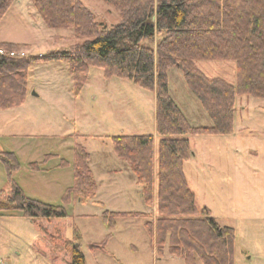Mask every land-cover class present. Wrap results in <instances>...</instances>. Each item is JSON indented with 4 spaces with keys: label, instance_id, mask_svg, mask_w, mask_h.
<instances>
[{
    "label": "trees",
    "instance_id": "16d2710c",
    "mask_svg": "<svg viewBox=\"0 0 264 264\" xmlns=\"http://www.w3.org/2000/svg\"><path fill=\"white\" fill-rule=\"evenodd\" d=\"M14 1L0 0V19ZM31 1L48 27L70 28L76 39L83 40L48 53L18 57L0 54V108L25 102L30 69L38 61H67L76 94L88 80L91 66L102 68L107 78L119 76L153 91L159 136L157 160L154 134H119L111 139L115 154L136 175L148 206L154 205L157 192L155 221L150 212L105 210L104 222L113 227L119 218L146 217L145 226L151 234L155 226L159 253L168 243L169 252L183 258L186 264H235V228L221 225L207 206H198L184 164L193 154L190 134L234 131L237 95L248 93L264 98V0H105L121 15L111 27L97 21L82 0ZM1 47L11 50L20 44L0 41ZM199 58L235 60L237 82L208 76L196 64ZM171 67L182 70L213 125L196 126L188 120L170 93ZM51 155L31 162V167L44 168L42 165ZM0 160L11 178L20 166L16 154L1 150ZM90 160L85 145L75 142L74 178L66 200L72 195L81 201L95 198L98 186ZM68 164L66 158L59 163ZM10 207L22 211L42 230V241L34 245L53 264H85L80 233L76 231L71 239L64 235L68 222L64 219L69 217L64 205L28 196L11 178L7 202H0V209ZM110 234L91 247L104 248Z\"/></svg>",
    "mask_w": 264,
    "mask_h": 264
},
{
    "label": "rangeland",
    "instance_id": "374dc122",
    "mask_svg": "<svg viewBox=\"0 0 264 264\" xmlns=\"http://www.w3.org/2000/svg\"><path fill=\"white\" fill-rule=\"evenodd\" d=\"M82 1L95 13L97 21L109 27L121 19L119 10L105 0ZM28 3L37 13L31 0H15L0 19V41H29L32 44L19 43L17 48L29 55L69 48L83 40L76 39L70 28L48 27L41 16L37 17L38 13L30 14ZM195 61L208 76L237 82L235 60L199 58ZM30 70L28 91L31 95L26 104L0 108V151H14L20 162L11 178L28 196L66 207L69 217L64 219L68 221L64 235L71 239L76 231L80 233L85 264H186L178 256L168 263L155 259L158 250L155 224L151 234L145 226L148 218H119L113 227L103 219L107 208L123 211L148 208L141 197L136 202L114 199L111 196L114 190L125 186L131 189L136 184L124 173L109 176L100 170L98 163L106 161L102 158V143L114 150L108 135L158 136L155 93L119 76L107 78L102 68L91 66L88 80L76 94L73 75L65 60L38 61ZM168 77L170 93L184 111L197 118L199 126L213 125L186 83L182 70L171 67ZM200 108L204 110V121ZM192 123L198 124L194 120ZM48 133L59 136H54V140L40 135ZM69 133L78 135L77 142L92 153L90 166L99 196L96 193L95 198L87 201L75 195L69 200L65 198L74 178V150L70 146L75 139H70ZM189 139L193 154L185 169L198 206H207L221 225L235 228V264H264V98L248 93L237 95L232 133L190 134ZM47 154L52 155L42 165L44 168L31 167V162L42 161ZM60 157L70 159V163L60 166ZM11 178L0 160V202H7ZM150 214L155 221L157 211L155 216ZM108 234L104 248L91 247ZM42 235L38 225L19 209H0L1 264H53L34 245L37 240L42 241ZM168 248L166 243L163 253H170Z\"/></svg>",
    "mask_w": 264,
    "mask_h": 264
},
{
    "label": "crops",
    "instance_id": "0c3cea01",
    "mask_svg": "<svg viewBox=\"0 0 264 264\" xmlns=\"http://www.w3.org/2000/svg\"><path fill=\"white\" fill-rule=\"evenodd\" d=\"M28 8H30V10H32V6H31L30 3H28ZM35 13L36 12L33 11V10L30 11V14L33 15V16H34ZM39 16L40 15L38 13L37 14V17L39 18ZM48 34L51 35L50 32ZM3 41L4 42H15V43H21V44H32L29 41H19V40H3ZM40 53H42V52H40ZM30 72H31V70H30ZM30 95H31L30 94V91H28V94H27V97H26V102L29 100ZM26 102L22 106H24L26 104ZM176 102L178 103L177 100H176ZM178 104H179V106L181 107V109L183 110V112L185 113V115L187 116L188 120L191 123H192V120L196 121L197 123L199 122L197 118H194L193 116L188 115L187 112L184 111V109L182 108V106H181L180 103H178ZM200 111H202L201 120L204 121V110L201 109ZM199 124L200 123L196 124V126H199ZM155 133H156V130H155ZM70 134H72V133H69L67 136L68 137H71L70 139H72V140H73L72 137H74V139H75V141H73L72 144H71V146H70L74 150V144H75V142L78 141V139H79L78 137L79 136L78 135L72 136L73 134L72 135H70ZM40 135H45L44 137H46L47 139L48 138H53L54 136H56V137L59 136L58 134H55V133L40 134ZM108 136L111 137V135H108ZM64 137H65V135H62V138H64ZM155 137H156V139H155V154L157 155L158 154L159 136H155ZM102 144L104 145L103 148H102V158H103V161L104 160H106V161H104V163L103 162H99L98 163V167L100 168V170L103 171V172H107L109 174V176H116L117 174L124 173L128 179L133 180V182L137 185V186L134 185L133 187H131V189H130L129 186L121 187L118 190H114V192L111 194V196L114 199H116V200H119L120 199L122 202H136V199L139 198V197H141L142 199H144L142 186L138 183L137 178H136V175L134 174V172L130 168V166L127 164V162L125 160L119 158L116 154H114L115 152H114V150H111V148L109 147V144H107V143L106 144L105 143H102ZM90 154H91V159H92V153L90 152ZM62 158H66V157H62ZM62 158L60 157V160L58 161V164L60 163V161H61ZM66 159L69 160V163H70V159H68V158H66ZM189 160L185 161L184 170H185V173H186V176H187L189 185H190V180H189V177L187 175V170L185 169L186 163ZM91 161L92 160H90V163H91ZM92 165L94 167V164H92ZM125 172H127V173H125ZM132 184L133 183H131V186H132ZM190 187H191V185H190ZM133 190H134V192L136 190V192L134 194L132 192ZM98 194H99V191L97 193V197L99 196ZM99 200H101V202L104 203V201L101 198ZM147 207L148 208L146 210H142V211L143 212L154 213V216H155L156 215V211H157V192H156V195H155L154 205L153 206H148L147 205ZM106 210H109V209L107 208ZM111 211H123V210H111ZM126 211H131V210H126ZM122 219H125V218H122ZM127 219H128V217H127ZM156 251L157 252L155 253L156 254V258L155 259L156 260H159L158 262H161V260L162 261L164 260V261H166L168 263V262L172 261L173 258L176 257V256L171 255L170 253H168L166 251L163 254L162 253H158V250H156Z\"/></svg>",
    "mask_w": 264,
    "mask_h": 264
},
{
    "label": "built area",
    "instance_id": "2783aa9c",
    "mask_svg": "<svg viewBox=\"0 0 264 264\" xmlns=\"http://www.w3.org/2000/svg\"><path fill=\"white\" fill-rule=\"evenodd\" d=\"M0 54L2 55H7V56H11V57H18V56H26L28 55L26 50H22V49H7L4 47L0 48ZM3 263L2 258H0V264Z\"/></svg>",
    "mask_w": 264,
    "mask_h": 264
}]
</instances>
